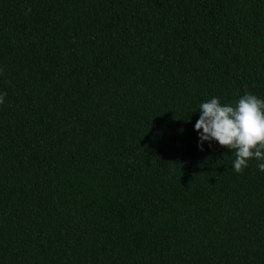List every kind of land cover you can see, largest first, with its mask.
Here are the masks:
<instances>
[{"label": "trees", "instance_id": "trees-1", "mask_svg": "<svg viewBox=\"0 0 264 264\" xmlns=\"http://www.w3.org/2000/svg\"><path fill=\"white\" fill-rule=\"evenodd\" d=\"M245 93L264 0H0V264H264L259 161L195 130Z\"/></svg>", "mask_w": 264, "mask_h": 264}, {"label": "clouds", "instance_id": "clouds-1", "mask_svg": "<svg viewBox=\"0 0 264 264\" xmlns=\"http://www.w3.org/2000/svg\"><path fill=\"white\" fill-rule=\"evenodd\" d=\"M4 95L0 94V104ZM198 111L195 130L199 133L201 150L205 141H215L235 152L233 167L237 173L251 159L259 161L257 167L264 172V99L245 93L234 105H226L213 97L202 102Z\"/></svg>", "mask_w": 264, "mask_h": 264}]
</instances>
